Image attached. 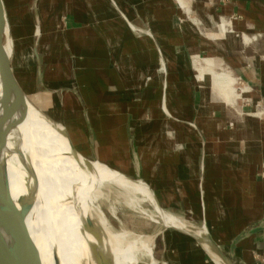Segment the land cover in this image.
<instances>
[{
  "label": "crops",
  "instance_id": "0c3cea01",
  "mask_svg": "<svg viewBox=\"0 0 264 264\" xmlns=\"http://www.w3.org/2000/svg\"><path fill=\"white\" fill-rule=\"evenodd\" d=\"M185 1L186 12L178 0H35L41 36L33 51L36 55L37 46L39 77H46L42 85L48 93L64 91L76 101L75 114L83 122L66 124L67 133L70 137L72 128L74 134H84L93 159L104 163L109 157L105 144L126 135L133 173L149 183L164 210L193 225H205L231 264H262L264 118L254 115V109L264 107V0ZM200 24L205 30L201 38L196 33ZM134 28L144 34L136 35ZM225 29L257 40L244 43ZM42 45L48 50L41 56ZM195 51L240 77L258 105L253 113L236 109L237 101L228 105L220 99L211 90L209 77V87L202 89L194 69ZM201 65L206 63L202 60ZM191 77L199 92L189 82ZM147 78L148 87L143 85ZM63 79L72 81L67 84ZM120 86L126 89L124 102L116 100ZM131 92L142 95L140 108L155 101L151 113L156 120L166 116L163 109L172 114L176 121L172 126L179 132L171 142L186 144V150L170 147L163 152L157 140L149 152H143L141 144L135 150L136 139L129 131L139 119L132 118ZM213 102L221 106L218 118L199 113ZM247 115L252 117L244 118ZM231 123L236 127L233 132ZM154 257L155 264H215L197 238L173 229L159 235Z\"/></svg>",
  "mask_w": 264,
  "mask_h": 264
},
{
  "label": "bare ground",
  "instance_id": "6f19581e",
  "mask_svg": "<svg viewBox=\"0 0 264 264\" xmlns=\"http://www.w3.org/2000/svg\"><path fill=\"white\" fill-rule=\"evenodd\" d=\"M181 7L184 10L186 5L181 4ZM0 11L1 20L4 21L6 27V35L1 38V54L7 69V76L9 75L6 78L10 83V90L7 94L11 100L13 120L5 149L0 154V161L6 168V173L9 172L8 169L13 168L9 177L7 176L8 187L18 207H21L20 199L27 198L32 201L26 226L38 248L40 263L104 264L101 256L106 253L110 255V264H136L138 259L141 261L140 253L126 241L121 232L112 228L107 214L101 208L99 202L101 198L95 187L94 176H102L117 179L125 187L134 189L133 211L140 213L143 219L148 218L164 229L173 228L194 236L199 244L203 245L212 261L215 264H222L219 257L204 243L203 239L209 237V231L205 225H193L164 210L155 199L149 183L143 179L130 178L123 172L104 164L97 157L93 159V162L89 161L77 151L61 124L54 123L29 101L19 99L18 91L22 90V87L12 67L14 42L7 13L5 18L3 0H0ZM224 31L230 37L240 38L233 29ZM38 35L39 38L40 28ZM242 36L246 38L247 44L253 43L254 37L246 34ZM199 59L195 56L194 69L200 86L206 90L207 86ZM210 64L213 68L225 72L217 76L218 83L224 85L225 88L214 86L215 89L212 90L226 94L225 102L228 105H233L226 98L228 94L238 95L237 97L244 99V95L237 94L238 80L230 77L232 74L226 71L223 64L218 65L215 61ZM2 90L3 83L0 77V100ZM246 91L248 90H244L243 93ZM163 111L167 116L173 117L168 110L163 109ZM257 114L262 117L264 115L263 112H257L254 115ZM63 167L67 176H72L74 172L83 177V180H79L77 190L73 186L72 191L76 190L74 197L70 194L68 198L69 194H64L65 182L61 180ZM93 188L96 189L93 190ZM94 195H96V200L93 198ZM143 203H149L154 212L149 214L142 210ZM158 235L159 233L152 236L136 233L141 254L149 259L146 264L156 263L153 253L154 241Z\"/></svg>",
  "mask_w": 264,
  "mask_h": 264
},
{
  "label": "rangeland",
  "instance_id": "374dc122",
  "mask_svg": "<svg viewBox=\"0 0 264 264\" xmlns=\"http://www.w3.org/2000/svg\"><path fill=\"white\" fill-rule=\"evenodd\" d=\"M36 1L40 2V0H36ZM34 2L35 0H3L4 8L6 11L5 18H6V13H7V16H8L7 19L11 26L13 42H14V50H13V55H12V67H13L16 79L18 80L20 86L22 87V91L24 92L26 97L29 99V101L37 109H39L43 114L49 117L54 123L61 124L63 126V129L67 133V131L69 132V130L67 129L66 126L68 125L66 124L70 122H73L75 124H81L83 120L81 116H79L78 114H75L76 112L75 107L77 106V104L73 98H69L66 95V93H63L64 91H60V90H59L60 92L57 91L56 93H51V92L48 93L46 88L42 85V81L46 77L44 76L43 80L40 79L36 55L34 54V51H33V43L39 39L38 38L39 29L38 28H40V25L36 21V18H35L36 16L34 15V12H33ZM178 2L180 5L181 4L186 5L185 0H178ZM196 17L198 21L202 20L198 16ZM179 20L182 22L183 17L181 16ZM185 21H188V20H185ZM216 25L220 27V21L216 22ZM199 28L197 27L196 33L201 38L202 36L200 35L204 34L205 30H203L202 24H200ZM214 29L217 30V32L219 31L218 28H214ZM5 35H6L5 23L4 21L1 20V36L4 38ZM240 39L244 43H246L247 41L245 38L240 37ZM47 50H48L47 46H43V45L40 46L41 56L42 54L46 53ZM215 50H217V48ZM199 54H201L199 51H195L193 52L192 57L196 56L198 59L200 58L198 61H199V65L201 66L202 74L205 78L204 82L206 86L209 87L205 81L207 80V77H209L210 82H211L210 84L211 90L215 89L214 86L216 88L217 86H222L223 88H225L224 85H221L220 83H218L219 79L217 77L218 75L225 74L224 70L221 71V70H218L210 66L212 65L210 63L214 61L212 60V57L206 58L205 55L203 54H201V56L198 57L197 55ZM202 60L206 63V66L201 65ZM46 63L47 61L45 62V65ZM223 67L226 68V71L228 70L232 74V72L226 66H223ZM46 68H47V65H46ZM48 76L49 75H48V70H47V77ZM232 76L230 77L235 78L234 75ZM236 77L238 76L236 75ZM235 79L236 80L239 79L236 85L237 94L244 95V99H242V97H237L238 95L236 96L232 95L233 96L232 97L228 94L226 96L227 100L229 102H232V104L236 103L237 101L238 107L236 105V109H239V106H240L243 109L245 108L246 112H248L249 114L253 113L254 110H257L256 112L264 113V107L263 108L258 107L256 101L253 100L252 98L253 92L250 90V88L242 84V80L240 79V77H238V79L237 78ZM149 80H150L149 78L145 79V84L143 85L149 86L150 85ZM70 81L72 80L70 79V80L65 81L63 79V82L67 84H70L71 83ZM189 82H191V85H193L194 88L198 90V92L200 91V86L196 78L191 77ZM185 86L188 87L186 83H185ZM245 88H249V90L246 93H243ZM125 92H126V89H124V87L122 86L118 87L119 97H117L116 100L117 101L120 100V102H124L127 99V94ZM214 92L220 99H222L225 102L226 94H220L217 91H214ZM130 96L132 99L131 104H135V107L132 106V118H135L136 120L139 119V122L137 121L136 125L135 126L133 125L132 130L129 131V134L131 135V137H135L136 139L137 146L135 147V150L137 147L139 148L141 144V149H143V152L144 150H146V152H149L151 149L155 147V140L158 141L157 145L160 146V149L163 150V152L170 150V147H173L176 150L178 149H182L183 151L186 150L187 148L186 144L182 142H178L177 145L176 144L174 145L175 141H173V143L171 142L172 139H176V135L179 132L175 130L174 127L172 126L173 123L176 121H174L173 119H170V116L169 118L166 116H161L159 120H156L158 118H155L154 116H152V113H151L152 109L155 108L154 107L155 101L153 99L147 105V107L140 108L142 106L139 105V98L142 95L137 94L135 92L133 93L131 92ZM151 96L152 95H149V94L147 95L148 98H150ZM199 97H201L200 94H199ZM212 99H213L212 92L208 89L207 100L212 101ZM168 105L170 106L169 103ZM255 105H257L258 109L255 108L253 110V107H255ZM207 106L209 105H205L204 107H202V109L199 110V113L209 118L210 117L218 118L220 115V110L218 109V106H220V104L217 102H213L212 106L210 105V108H208ZM127 111L128 110L125 108V114L127 113ZM74 114L76 116H73ZM245 117H252V116L247 115V116H244V118ZM263 118H264V115H263ZM261 120H264V119H261ZM60 122H62L63 124ZM167 122H170V123H167ZM165 123L166 125H164ZM228 126H230V129L232 132L234 131V129H236V127H234L235 124L228 125ZM70 129H71V132L69 133L70 139H72V143L77 149V151L82 156L87 158L89 161L93 162V158L91 157L89 153L88 143L84 140L85 139L84 134L76 135L74 134V132H72L73 131L72 128ZM181 129L182 128L180 127V130ZM172 130H175V131L173 132ZM212 133H216V132L212 130ZM182 135L183 133L180 132L179 139H183L181 137ZM82 138H83V141H81ZM119 140H120L119 142H112V141L108 142L103 147L106 155H109V157L107 158L104 157V160H106L104 161V164L120 172H123L125 175H128L130 178H136V175L133 173L134 160L131 161V158H129V155H128L129 154L128 153L129 144H128L126 135L124 138L123 136H120ZM100 144L102 143H97L98 146H100ZM107 146L108 148H105ZM149 147L151 149H149ZM61 172H62L61 180L65 182L64 183L65 186L63 188L64 194L65 195L69 194L68 198L70 197V194L72 195V197H74V195L76 194L77 186L79 185V182L83 180V177H81L78 173H74V172H72V176H67V174L65 173L66 170L64 167L62 168ZM137 178L141 179L140 176ZM143 178L147 179L148 178L147 174L143 175ZM95 180H96L95 187L97 189L93 188V190L94 189L97 190L101 198L99 200L101 208L107 214V218L109 219L112 228L117 232H121V235L124 236L126 241L129 242L132 245V247H134V249H136L140 253L139 255L141 257L142 262L138 259L136 264L148 263L149 259L147 257L142 256L141 254V250L139 249V246H138L139 240L136 236V233L146 235V236H152V235H155L156 233H159V235H161L164 231H166V229H164L162 226H157L155 223H153L148 218L143 219L140 213L133 211L132 203L134 202V197H133L134 189L125 187L119 180L114 179V178L94 176V181ZM73 186H75L76 188L75 192L72 191ZM66 187H69V188L66 189ZM93 198L94 200H96V195H94ZM142 210H145L149 214L154 212L153 207L149 203H143ZM159 235L155 238V241H154V251H155V246L157 244ZM153 256H154V253H153ZM262 264H264V262Z\"/></svg>",
  "mask_w": 264,
  "mask_h": 264
},
{
  "label": "water",
  "instance_id": "95a60500",
  "mask_svg": "<svg viewBox=\"0 0 264 264\" xmlns=\"http://www.w3.org/2000/svg\"><path fill=\"white\" fill-rule=\"evenodd\" d=\"M1 38L0 14V77L3 83L2 97L0 100V154H2V151L5 149L8 134L13 126L11 100L10 96L7 94L10 90V83H8L6 78H8L9 75L7 76V69L1 54ZM35 53L38 57L37 46H35ZM18 96L20 100L29 101L24 92L20 89L18 91ZM5 169L3 163L0 161V264H41L38 248L26 226V220L32 207V201H29L27 198L20 199L19 205H21V207H18V204L10 194ZM172 229L173 228H166V230ZM207 239H203L204 243L207 244L209 250L219 257L221 263L231 264L229 259L212 239H210V237H207ZM101 261L104 264H110V255L106 253L104 256H101Z\"/></svg>",
  "mask_w": 264,
  "mask_h": 264
},
{
  "label": "flooded vegetation",
  "instance_id": "af4514ba",
  "mask_svg": "<svg viewBox=\"0 0 264 264\" xmlns=\"http://www.w3.org/2000/svg\"><path fill=\"white\" fill-rule=\"evenodd\" d=\"M137 30V31H136ZM136 30H134V32H135V34L136 35H143L144 34V31L143 30H141V29H136ZM172 115V114H171ZM167 116V115H166ZM168 118H169V116H167ZM172 117H170V119H171Z\"/></svg>",
  "mask_w": 264,
  "mask_h": 264
},
{
  "label": "built area",
  "instance_id": "2783aa9c",
  "mask_svg": "<svg viewBox=\"0 0 264 264\" xmlns=\"http://www.w3.org/2000/svg\"><path fill=\"white\" fill-rule=\"evenodd\" d=\"M254 40H257V37H254Z\"/></svg>",
  "mask_w": 264,
  "mask_h": 264
}]
</instances>
